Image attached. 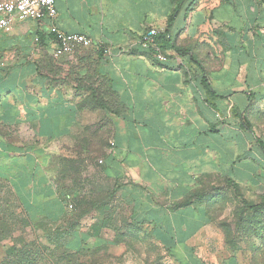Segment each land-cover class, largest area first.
<instances>
[{"label":"crops","instance_id":"1","mask_svg":"<svg viewBox=\"0 0 264 264\" xmlns=\"http://www.w3.org/2000/svg\"><path fill=\"white\" fill-rule=\"evenodd\" d=\"M55 6L53 19L0 31V180L19 191L49 190L48 159L68 155L63 147L102 126L109 143L103 174L119 186L135 221L151 225L180 264H241L205 251L202 238L214 230L202 198L222 185L242 204L264 209L260 9L246 0ZM51 27L101 41L110 54L94 45L75 59L56 58ZM151 28L160 31L167 63L137 46Z\"/></svg>","mask_w":264,"mask_h":264},{"label":"rangeland","instance_id":"2","mask_svg":"<svg viewBox=\"0 0 264 264\" xmlns=\"http://www.w3.org/2000/svg\"><path fill=\"white\" fill-rule=\"evenodd\" d=\"M103 129L98 134L96 126L86 141L63 147L68 155L48 159L49 190L42 184L19 191L0 180V264H23L25 254L34 264H180V255H169L151 225L131 221L130 207L104 176L97 163L109 146ZM209 193L202 198L213 213L214 234L202 238L208 255L264 264V209L244 207L222 185ZM15 195L30 216L29 226L20 223Z\"/></svg>","mask_w":264,"mask_h":264},{"label":"built area","instance_id":"3","mask_svg":"<svg viewBox=\"0 0 264 264\" xmlns=\"http://www.w3.org/2000/svg\"><path fill=\"white\" fill-rule=\"evenodd\" d=\"M57 10L55 0H0V31L8 32L15 21H43L56 17ZM51 37L48 38L52 45V55L58 57H69L75 59L78 52L93 47L94 41L81 33H65L56 27H51L49 31ZM160 31L151 28L144 31L137 46L154 55L159 63H167L171 56L167 55L159 46L157 38ZM40 38L36 37L34 43L40 45ZM102 50L103 54H110L109 47L101 41L95 45ZM134 49L133 46L120 49L119 53H129ZM177 63L179 61L177 60ZM102 163V159L98 160ZM73 206L70 205V208Z\"/></svg>","mask_w":264,"mask_h":264},{"label":"trees","instance_id":"4","mask_svg":"<svg viewBox=\"0 0 264 264\" xmlns=\"http://www.w3.org/2000/svg\"><path fill=\"white\" fill-rule=\"evenodd\" d=\"M246 1L251 2L254 5V7L256 8V10L260 9L259 12L261 13V17H260V19H261V25L264 26V0H246ZM157 42H158V44L160 43V36H158ZM40 44H41V42H40ZM175 51L182 53L177 48H176ZM262 147H264V145H262ZM105 156L106 155L104 154L103 156H101V157H99L97 159V163H98V160L101 159V158H103L102 163L100 164V168L102 169V171H104L102 164L104 162V157ZM115 186H116V190H118V187L119 186L117 184ZM13 197L15 198L16 205L18 206V208L20 210V223L22 224V226H29V224L31 223L30 222V216H29V214L25 210V208H24L23 204L21 203V201L18 200V198L16 197V195L13 196ZM242 201H243V205L245 207H247L248 209H250V210H256V209L259 208V206L247 205V203L244 200H242ZM130 219L136 225L148 224V223H144V222L141 223V222L135 221L131 216H130ZM166 248H167V250L169 252V255L170 256H173L172 252L170 251V248H168L167 246H166ZM79 251H80V249L77 250L75 253H78ZM19 258L21 259V257H19ZM22 258H23V261H22L23 264H34L35 263V260L31 256H28L27 254H25V256H23ZM14 264H20V263H14Z\"/></svg>","mask_w":264,"mask_h":264}]
</instances>
